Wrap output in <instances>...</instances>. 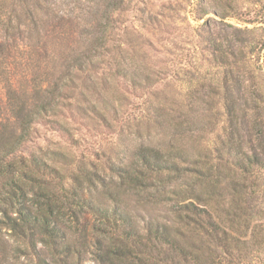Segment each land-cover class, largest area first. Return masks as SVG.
<instances>
[{
	"label": "rangeland",
	"instance_id": "rangeland-1",
	"mask_svg": "<svg viewBox=\"0 0 264 264\" xmlns=\"http://www.w3.org/2000/svg\"><path fill=\"white\" fill-rule=\"evenodd\" d=\"M65 1L67 10L80 6L82 13L75 8L60 20H50L49 14L37 25L38 35L22 26L9 34L0 32V132L20 133L13 112L18 102L26 111L44 95L55 103L29 126L12 159L13 178L21 172L38 177L37 183L27 182L28 201L34 189L74 203L71 196L76 192L89 196L84 171L114 188L120 170L137 165L141 148H174L183 154V160H177L182 169L178 179L163 186L148 172L149 184H155L122 196L141 232L150 218L171 224L172 206L197 204L174 196V188L194 182L205 164L232 175L235 149L250 154L251 147L264 141V0H122L117 7L107 6L117 0ZM24 5L23 0H0V24ZM105 12L108 20H100ZM99 20L107 29L98 55L85 70L68 71L65 53L79 45L81 29L93 31ZM231 35L244 40L243 57L228 66L232 58L221 60L212 46H224ZM57 84L61 87L52 94ZM53 152L64 154L65 160L53 159ZM32 158L45 160L56 172H35ZM255 173L263 177L264 169ZM93 183L92 194L98 195L102 185L96 179ZM259 196L249 201L253 209L243 218L250 221L248 235L253 228L264 229V201ZM79 222L90 230L97 220L83 211ZM9 233L0 228V239L11 250L10 263L37 264L32 254L15 251L28 249ZM258 234L264 243V230ZM163 252H153L151 261L164 264ZM92 257L85 256L84 263L93 264ZM258 259L264 264V244Z\"/></svg>",
	"mask_w": 264,
	"mask_h": 264
},
{
	"label": "trees",
	"instance_id": "trees-1",
	"mask_svg": "<svg viewBox=\"0 0 264 264\" xmlns=\"http://www.w3.org/2000/svg\"><path fill=\"white\" fill-rule=\"evenodd\" d=\"M23 1V9L5 15L0 32L9 34L22 26L27 32L38 35L36 28L39 23H44L43 17L50 14V20H60L73 14L75 8H79L82 13L80 6L67 10L69 3L65 0H49L48 3L45 0ZM121 2H108L107 6L112 7ZM60 6H65V9H60ZM61 10L65 11L62 15ZM229 10H234V7L229 6ZM105 14H101L99 19L106 20ZM100 20L93 31L81 29L79 45L65 53L64 63L68 71L85 70L98 55L102 48L100 42L107 29ZM261 21L264 23V17ZM243 41L231 35L229 40L225 38L224 46L223 43L214 42L212 47L221 60L232 58L228 66L236 65L243 57ZM263 47L264 41L260 48ZM60 87L57 84L51 93ZM45 99L46 95L34 100L28 111L25 110V104L18 102V105L13 106V112L20 133L16 135L13 132L6 136L0 132V176L5 182L0 185V228L7 229L29 250L17 247L15 251L18 254H32L37 264H85L83 260L88 254L93 255V264H156L151 261L152 254L162 251L167 255L172 254V257L166 255L160 259L164 264H180V260L183 264H251L255 261L253 257L256 258V264H262L258 254L264 244L263 235L258 233L264 229L260 228L256 232L253 228L248 235L246 230L250 221L249 218H243L249 217L253 209L248 206L250 200L256 201L260 195L264 201V174L262 177L255 173L264 169L263 140L250 148V154L241 152L240 147L235 149L231 155L234 170L230 176L205 164L198 170L199 177L194 182L184 184L182 189L176 187L172 190L179 199H191L198 205L193 201L176 204L171 208L174 214L171 224L150 218L141 232L127 210V204L122 201V196L153 184L148 182V172L156 174L155 181L163 186L178 179L182 169L177 160H183L182 152L174 148L161 152L143 147L136 154L137 165L120 170V182L114 188L105 184L96 173L84 171L89 191L87 198L76 192L71 196L74 203H70L69 197L61 198L52 191L31 189L33 197L28 201L27 182L37 183L39 179L33 173L24 172L14 179L16 169L12 159L31 123L42 112L53 109L54 101ZM51 155L55 160H65V155L60 152ZM31 163L34 171L41 175L56 172L45 160L32 158ZM161 174H165L163 179L160 178ZM94 179L102 185L98 195L92 194L96 188ZM80 187L84 188L83 183ZM184 193L189 197L185 198ZM104 200L114 202V206H107ZM83 211L90 212L97 220L90 230L79 222ZM189 234L193 235V239ZM37 245L41 248L38 249ZM0 252L3 264H14L8 258L11 250L2 239Z\"/></svg>",
	"mask_w": 264,
	"mask_h": 264
}]
</instances>
